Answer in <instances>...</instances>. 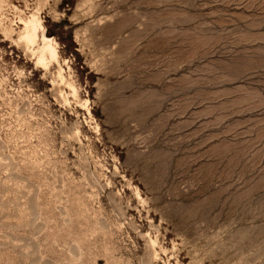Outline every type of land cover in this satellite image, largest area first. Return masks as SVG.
<instances>
[{
  "label": "rangeland",
  "instance_id": "374dc122",
  "mask_svg": "<svg viewBox=\"0 0 264 264\" xmlns=\"http://www.w3.org/2000/svg\"><path fill=\"white\" fill-rule=\"evenodd\" d=\"M0 264H264V0H0Z\"/></svg>",
  "mask_w": 264,
  "mask_h": 264
},
{
  "label": "bare ground",
  "instance_id": "6f19581e",
  "mask_svg": "<svg viewBox=\"0 0 264 264\" xmlns=\"http://www.w3.org/2000/svg\"><path fill=\"white\" fill-rule=\"evenodd\" d=\"M22 24L23 30L19 35V40L22 41L34 54V47L37 45L39 33H42L43 45L36 49L38 53L36 63L39 67H47L50 62L56 61L58 55L55 48L52 47L50 39L43 34L45 29L42 26L40 19L36 15H32L27 21H22Z\"/></svg>",
  "mask_w": 264,
  "mask_h": 264
}]
</instances>
